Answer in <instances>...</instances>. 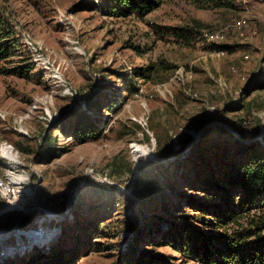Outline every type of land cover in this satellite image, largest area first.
Listing matches in <instances>:
<instances>
[{
  "label": "rangeland",
  "instance_id": "1",
  "mask_svg": "<svg viewBox=\"0 0 264 264\" xmlns=\"http://www.w3.org/2000/svg\"><path fill=\"white\" fill-rule=\"evenodd\" d=\"M114 1L0 0L17 42L0 59V178L13 191L0 194V233L18 231L0 234V264H122L141 251L181 264L162 232L200 228L199 186L244 147L264 151V0L127 16ZM212 31L226 41L210 44ZM152 64L157 83L141 84L135 70ZM89 122L100 137L73 139ZM136 146L152 156L137 161Z\"/></svg>",
  "mask_w": 264,
  "mask_h": 264
},
{
  "label": "trees",
  "instance_id": "2",
  "mask_svg": "<svg viewBox=\"0 0 264 264\" xmlns=\"http://www.w3.org/2000/svg\"><path fill=\"white\" fill-rule=\"evenodd\" d=\"M167 1L115 0L112 9L123 16L133 11L149 14ZM13 35L14 32L0 22V59L12 56V49L17 45L12 40ZM156 71L152 64L147 70H135V75L141 84L150 85L157 83ZM139 85L136 84L137 88ZM125 89L130 90L132 86ZM72 133L73 139L85 141L100 137L102 130L89 122L79 125ZM43 142L44 151L46 145L52 146L50 136H45ZM16 146L24 153L29 152L20 144ZM237 157L222 168L218 178L199 186L210 203L206 207L192 204L194 218L201 227L174 224L170 230L162 232L161 242L181 252V264H264V151L253 145L244 147ZM140 183L151 184L143 177ZM161 242L151 241L153 245ZM144 254L145 251L128 253L121 263L168 264L163 259L147 260Z\"/></svg>",
  "mask_w": 264,
  "mask_h": 264
},
{
  "label": "built area",
  "instance_id": "3",
  "mask_svg": "<svg viewBox=\"0 0 264 264\" xmlns=\"http://www.w3.org/2000/svg\"><path fill=\"white\" fill-rule=\"evenodd\" d=\"M243 9H244V11H247V7L244 6ZM246 25H247V21L242 20L241 22H239V25L237 26V30L241 31L242 28L245 27ZM205 36L207 37V41L210 44H216V45H220V44L224 43L227 39V35L224 31L207 32L205 34ZM13 149H14V147H13ZM16 184L18 185V183H16ZM12 193H13V191L11 190V186L9 184H7L3 179L0 178V194H6V195L10 196V194H12Z\"/></svg>",
  "mask_w": 264,
  "mask_h": 264
},
{
  "label": "bare ground",
  "instance_id": "4",
  "mask_svg": "<svg viewBox=\"0 0 264 264\" xmlns=\"http://www.w3.org/2000/svg\"><path fill=\"white\" fill-rule=\"evenodd\" d=\"M4 146H5V152H6V154L11 159L16 158V156L13 153L12 147L11 146H8L7 144L6 145L4 144ZM134 154L136 156L137 161L140 162V161H143V160L151 157L152 154H153V152H152V150H147V149H145V148H143L141 146H136L135 149H134ZM34 232H32L33 233V238L36 239V238L40 237L41 233H38L39 231H34ZM42 232L44 233V231H42ZM45 237H46V235L44 236V238ZM47 238H50V235L47 236Z\"/></svg>",
  "mask_w": 264,
  "mask_h": 264
},
{
  "label": "water",
  "instance_id": "5",
  "mask_svg": "<svg viewBox=\"0 0 264 264\" xmlns=\"http://www.w3.org/2000/svg\"><path fill=\"white\" fill-rule=\"evenodd\" d=\"M23 231V230H22ZM18 231L16 229H13L12 231H4V232H1V236L2 235H8V236H11V235H14L16 234Z\"/></svg>",
  "mask_w": 264,
  "mask_h": 264
}]
</instances>
